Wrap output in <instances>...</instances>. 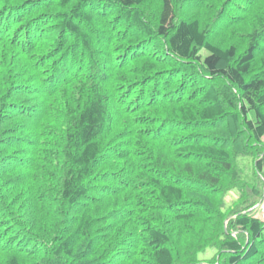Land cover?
Wrapping results in <instances>:
<instances>
[{"label": "trees", "instance_id": "16d2710c", "mask_svg": "<svg viewBox=\"0 0 264 264\" xmlns=\"http://www.w3.org/2000/svg\"><path fill=\"white\" fill-rule=\"evenodd\" d=\"M263 137L264 0H0V264H264Z\"/></svg>", "mask_w": 264, "mask_h": 264}, {"label": "rangeland", "instance_id": "374dc122", "mask_svg": "<svg viewBox=\"0 0 264 264\" xmlns=\"http://www.w3.org/2000/svg\"><path fill=\"white\" fill-rule=\"evenodd\" d=\"M263 141H264V137H263ZM229 195H231V194H229ZM228 200H230V197H228ZM255 215H257L258 217H260L262 219L264 218V198L261 200V205L258 208V211H257V213ZM208 252L206 253V257L205 258L209 257Z\"/></svg>", "mask_w": 264, "mask_h": 264}, {"label": "clouds", "instance_id": "9594fccd", "mask_svg": "<svg viewBox=\"0 0 264 264\" xmlns=\"http://www.w3.org/2000/svg\"><path fill=\"white\" fill-rule=\"evenodd\" d=\"M260 205H261V202H260ZM260 205H258L260 207Z\"/></svg>", "mask_w": 264, "mask_h": 264}]
</instances>
